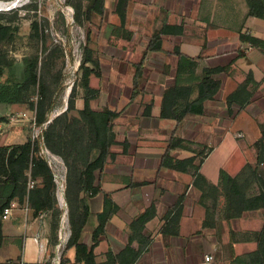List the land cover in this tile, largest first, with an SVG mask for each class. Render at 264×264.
<instances>
[{"label": "crops", "instance_id": "obj_1", "mask_svg": "<svg viewBox=\"0 0 264 264\" xmlns=\"http://www.w3.org/2000/svg\"><path fill=\"white\" fill-rule=\"evenodd\" d=\"M127 1L128 6L120 13L122 18L116 10L117 1L104 2L102 30L106 25L113 27L109 42L114 43L111 47L115 51L122 49L119 52L126 55L127 51L132 54L135 49L142 55L148 37L165 23L181 25V29L163 35V52L148 53L144 57V67L152 71L141 79L143 88L133 100H130L131 87L105 89L104 105L118 112V116L112 126L116 142L106 157L100 183L102 190L109 192L115 208L105 221L104 232L93 236L92 229L98 223L97 213L103 209V192L88 196L89 214L81 238L87 247L92 246L94 255L89 261L77 260L75 247L69 246L64 251L67 264H202L206 253L230 255L232 250L244 254L254 249L256 242L239 236L242 231L261 227L264 210H247V216L236 217V221L240 219L238 222L224 217V196L219 185V171L223 168L217 167L213 171L204 168L213 148L203 153L198 168L202 177L197 180L192 174L193 167L172 168L160 162L168 144L165 133L169 128L174 130L173 135L183 139L184 144L193 142L192 138L198 133L204 136L217 129L221 133L225 126L227 132L220 135L219 142L226 134L232 135V129L239 131L244 139L248 137L244 142L248 146L259 136L257 122L264 123V54L250 44L241 43L239 34L264 39V19L247 14L246 0ZM130 4L134 7L130 8ZM117 28L121 31L126 28L129 33L127 38L120 37L117 38L119 42H114L113 33ZM174 46L189 56L200 53L205 57L229 56V53L240 50L242 55L234 60L223 97L232 93L251 73L248 87H252V80L255 81L256 98L247 101L242 108L232 106L237 110L233 118L188 115L178 124L171 118H159L162 91L172 83V72L166 75L160 73V69L165 65L166 56L170 58L166 64L173 68L174 58L166 52ZM122 58L111 55L110 60L121 64L124 62ZM120 75L121 72H117L109 79L119 80ZM222 107L223 101L218 99L207 105L209 112ZM180 149L183 150L172 149L167 155L179 159L194 155L188 150L190 148ZM251 152L250 155L246 153L245 164L255 162V155ZM259 170L264 171V163L259 165ZM237 172L229 173L235 175ZM183 191L184 197L173 204ZM11 204L10 213L1 218L0 264H36L48 260L46 216L41 210L34 213L27 202L21 204L13 199ZM149 207L153 208L154 214L141 221L139 215ZM136 252V257L130 260Z\"/></svg>", "mask_w": 264, "mask_h": 264}, {"label": "trees", "instance_id": "obj_2", "mask_svg": "<svg viewBox=\"0 0 264 264\" xmlns=\"http://www.w3.org/2000/svg\"><path fill=\"white\" fill-rule=\"evenodd\" d=\"M120 1L117 0L116 2V10L122 18V14L120 15L122 10H118V7L122 4H120ZM104 2L105 0L89 1L85 6V19L89 20L92 15H98L102 18L104 15ZM246 2L248 15L264 19V0H246ZM105 27L108 33L113 28L111 25H106ZM180 29L181 25H168L165 23L148 37L141 59L134 63L135 72L132 79L130 100H133L143 88L140 87L138 79L150 72V69L143 67L144 57L148 53L163 52L161 47L163 35L177 33ZM11 33V26L0 21V44L10 39ZM86 35L87 37L89 36V30L86 31ZM239 39L241 43L250 44L264 54V39L246 33H240ZM120 50L122 49L118 51ZM166 53L174 58L172 83L164 87L162 91L158 112L159 118H171L176 121V124L180 123L188 115L208 114L221 117L222 119L233 118L237 110L233 109L232 106L242 108L247 101H252L256 98L254 90L257 84L255 81L252 80V87H248L251 73H248L245 80L232 93L223 97L225 85L233 71L234 60L242 55L240 50L229 53V56L222 54L205 57L200 53L195 56H189L182 53L178 46H174L171 51ZM204 60L206 63L202 64ZM88 63L91 66H88ZM98 66V60L90 55H86L79 65L82 72L81 82L86 88L87 94L93 92V89L89 86L90 74L97 77L100 76ZM170 68V64L163 65L160 71L167 75ZM43 88L44 86L37 71V59L24 58L21 63H17L7 59L6 54L0 51V103L7 105L24 104L36 90L42 93ZM217 99L223 101V107L209 112L208 103ZM70 108H73L72 105H69L67 109ZM67 109L58 116L64 115ZM50 110L51 105L48 104L46 108H43L42 102H40L35 123L42 125L46 122V113ZM79 111L81 115H84L89 120L90 139L92 140V142L91 140L88 142L85 152L91 151L93 147L98 150L95 159L87 162L83 168L80 183L78 182L79 188L76 191V193L78 191H87L90 195L99 191L103 192V209L97 213L98 223L92 229L94 236L97 233L104 232L105 221L115 208V203L111 199L109 192L102 190L100 181L95 182L94 170L98 169V174L101 173L106 157L110 153V147L116 142L115 136L112 134V126L114 119L118 116V112L109 109L107 105L102 106L100 111H91L87 97L84 99L83 108ZM48 126L44 132V144L51 151L59 153L55 150V144L51 143L48 136V131L52 129V122ZM257 126L260 133L251 144L254 149L255 162L253 164L246 163L235 175H231L225 169H220L219 171V185L224 196L223 215L228 219L246 216L248 215L247 210L257 208L264 210V176L259 177L261 174L259 165L264 163V123L257 122ZM57 136L59 139L62 138L60 134H57ZM39 147L37 140H31V138L19 144L0 145V245L3 240L1 214L3 209L9 206L13 199H17L19 202L26 200L34 213L49 208L52 202L55 201L53 171L46 159L38 155ZM177 147L187 148L182 138L171 136L163 153L161 165L172 168L193 167L192 174L195 176V180L202 177L198 172L203 160L201 151L188 149L194 155L183 159L167 155L170 150ZM196 157H198L197 160ZM26 171L34 178H41V184H33L27 187ZM254 176L258 178L259 185H257L256 191L250 192ZM213 190H215V187H213ZM183 197L184 191L176 197L173 204L179 202ZM170 209L165 213V218ZM153 214V208L149 207L139 215V218L141 221H145ZM80 215L81 218L77 222L71 221L72 234L69 241L65 244V249L69 246H74L76 259L89 261L94 255L92 246L87 247V244L81 238L82 229L88 216L87 202L83 204V211ZM242 235L245 238L254 240L256 247L244 254H236L231 250L230 261L235 264H264V217L259 229L242 231ZM228 245L231 248L232 237ZM136 255L137 252L130 257V260ZM67 261V256L62 252L60 264H67Z\"/></svg>", "mask_w": 264, "mask_h": 264}, {"label": "rangeland", "instance_id": "obj_3", "mask_svg": "<svg viewBox=\"0 0 264 264\" xmlns=\"http://www.w3.org/2000/svg\"><path fill=\"white\" fill-rule=\"evenodd\" d=\"M4 1H8V6H13V3L16 6L0 9V21L9 24L12 31L11 38L0 44V51L6 54L7 59L17 63H21L24 58L37 59V71L44 88L42 93L36 90L24 104L10 106L0 103V145L19 144L28 138L37 140L40 146L38 155L46 159L51 167L53 182L55 176L58 178V183L54 182L53 186L55 201L49 208L41 210L47 218L46 242L48 243L46 252L48 256H46L50 260L58 251L60 253L66 251L65 245L63 246L64 242L61 243L58 251L56 249L60 229L69 232L66 244L72 234L71 221L77 222L81 218L83 204L86 202L89 214V192L78 191L76 193V191L79 188L83 168L87 162L95 159L98 150L93 147L91 151L85 152V148L91 140L89 120L81 115L79 110L83 108L85 97L88 99L91 111H100L105 103L104 92L106 88H130L135 72L134 63L138 62L142 55L135 49L132 54H129L127 51L129 49H127L128 54L125 55V53H120L119 49L115 51L111 47L114 43L109 42L111 39L109 33L102 30V20L105 19V16L100 20L97 15H92L89 20L85 19V6L91 0ZM132 1L133 3L139 2V0ZM120 4L118 10H124L129 3L127 0H121ZM129 7L133 8L134 5L130 4ZM87 30H89L88 37L86 35ZM128 33L126 28H123V31L117 28L113 33L115 36L112 41L115 42L120 37L121 39L127 38ZM86 55L98 60V70L100 71L99 77L90 74L89 86L93 92L88 94L81 82L82 72L79 68ZM111 55H120L124 62L119 64L111 61ZM169 59L166 56V60L170 61ZM166 60L164 64L169 65L166 64ZM87 65L91 66L90 63ZM151 71L152 69H150ZM117 72H121V78L119 77V80L115 79L114 81L110 80L109 77L114 76ZM168 72L173 73V68L168 69ZM160 78L163 79L164 77L161 76ZM141 79L143 77L138 79L140 87L144 84ZM40 102H42L43 108H46L48 104L51 105V110L46 113L47 121L42 125L35 124L34 129L31 124L32 118L36 119ZM69 105H72L73 108L67 109ZM66 109L64 115L58 116ZM21 112L26 113V120H10L11 116H16ZM50 122H52V129L48 131V136L51 143L55 144V150L59 153L51 151L44 144V132L49 127ZM38 128H41V133L37 131ZM226 128L227 126L221 133L220 129H217L216 132H206L209 134L205 133L207 136L198 133L196 137L192 138L193 142L184 144L187 148L201 151V155L208 153L213 148L204 165L205 169L211 168L213 171L217 167H221L230 173H235L245 164L247 154L250 155L251 151L254 153V149L244 143L248 137L244 139L239 131H234L235 129L231 130L232 135L226 134L219 142L220 135L227 132ZM173 131L169 128L165 133L168 141L171 136L176 138ZM57 134H60L62 138L59 139ZM112 134L115 136L114 132ZM32 135L36 136L32 139ZM26 172L27 187H30L28 185L29 180H33V184H41V178H34L28 171ZM94 172L95 182L100 181L102 176L98 174V169H95ZM260 173L259 177L264 176V171ZM254 177L250 192L256 191L257 185H259L258 178ZM25 202L26 200L20 201L21 204ZM236 220L234 218L233 222H238L240 219ZM234 225H238V223H234ZM84 229L85 224L82 232ZM242 236L241 234L239 237ZM229 257L230 255L227 254L213 255L211 264H235L230 261Z\"/></svg>", "mask_w": 264, "mask_h": 264}, {"label": "built area", "instance_id": "obj_4", "mask_svg": "<svg viewBox=\"0 0 264 264\" xmlns=\"http://www.w3.org/2000/svg\"><path fill=\"white\" fill-rule=\"evenodd\" d=\"M8 1H4V0H0V7H11V6H8ZM26 113L25 112H21L20 114L18 115H13L11 116L10 120L11 121H23V120H26ZM33 126H34V129H35V119L32 118V123H31ZM1 126V125H0ZM39 133H41V128H38L37 130ZM36 135H32V139L35 137ZM51 162V161H49ZM54 182L58 183V178L55 176L54 178ZM28 185L32 186L33 185V180H29L28 181ZM11 208H12V204H10L9 206L5 207L3 209V212L1 214V218H6L7 217V214L10 213L11 211ZM69 237V232H65V231H62V228L60 229L59 231V234H58V240L59 242L56 244V249L57 251L60 249V246H61V243H63V246L65 245V242L66 240L68 239ZM62 253V252H61ZM61 253L60 251H58V253H56L55 255H53L51 257L50 260H43L42 262H38L36 264H60V257H61ZM213 261V255L210 254V253H206L204 256H203V261H202V264H211ZM20 264H24V262H20Z\"/></svg>", "mask_w": 264, "mask_h": 264}, {"label": "bare ground", "instance_id": "obj_5", "mask_svg": "<svg viewBox=\"0 0 264 264\" xmlns=\"http://www.w3.org/2000/svg\"><path fill=\"white\" fill-rule=\"evenodd\" d=\"M16 6V4L15 3H13V6L11 5V7H15ZM11 7H8V8H11ZM7 7H0V9H6Z\"/></svg>", "mask_w": 264, "mask_h": 264}]
</instances>
